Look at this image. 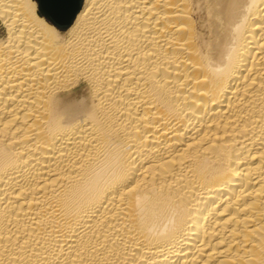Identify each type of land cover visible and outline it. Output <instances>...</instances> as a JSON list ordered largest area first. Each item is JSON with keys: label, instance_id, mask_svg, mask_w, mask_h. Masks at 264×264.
Wrapping results in <instances>:
<instances>
[{"label": "bare ground", "instance_id": "bare-ground-1", "mask_svg": "<svg viewBox=\"0 0 264 264\" xmlns=\"http://www.w3.org/2000/svg\"><path fill=\"white\" fill-rule=\"evenodd\" d=\"M0 264H264V0H0Z\"/></svg>", "mask_w": 264, "mask_h": 264}, {"label": "rangeland", "instance_id": "rangeland-1", "mask_svg": "<svg viewBox=\"0 0 264 264\" xmlns=\"http://www.w3.org/2000/svg\"><path fill=\"white\" fill-rule=\"evenodd\" d=\"M62 5H64V3ZM60 12H62V14L60 13L61 19H63V18L70 16L72 14V8L68 9L66 12H65V9H62V10H60Z\"/></svg>", "mask_w": 264, "mask_h": 264}]
</instances>
